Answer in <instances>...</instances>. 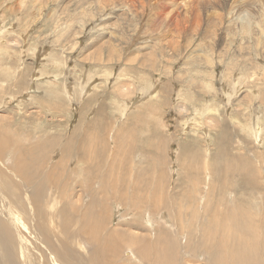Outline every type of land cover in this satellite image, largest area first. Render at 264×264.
Returning <instances> with one entry per match:
<instances>
[{"label": "rangeland", "instance_id": "374dc122", "mask_svg": "<svg viewBox=\"0 0 264 264\" xmlns=\"http://www.w3.org/2000/svg\"><path fill=\"white\" fill-rule=\"evenodd\" d=\"M0 219L23 264H264V0H0Z\"/></svg>", "mask_w": 264, "mask_h": 264}, {"label": "bare ground", "instance_id": "6f19581e", "mask_svg": "<svg viewBox=\"0 0 264 264\" xmlns=\"http://www.w3.org/2000/svg\"><path fill=\"white\" fill-rule=\"evenodd\" d=\"M3 141H6V140L3 139ZM28 164L31 165L30 163H28ZM30 167L31 166H29V167L27 166L24 168L20 167L19 172H20V175L22 177L23 182H29V183L33 184L36 182L34 181L33 176L30 175V172L32 170V169H30ZM35 174L37 177L38 174L37 173H35ZM41 183H42V180L40 181V184L36 183L39 186V189H38V195L39 196H43V189H42ZM36 215H39L37 221H39V219H45L47 217V213L44 211H38V212H36ZM257 215L259 217V214H257ZM75 222L76 221H73V223L70 225L72 228L74 227ZM261 226H264V224L263 225L261 224ZM258 227L260 228V224H258ZM50 228H52V226H50ZM60 231H61V229H60ZM257 231L258 230H256V232ZM81 232L85 233L86 234L85 238L89 239V240H93L92 237L97 239L98 238L97 236L99 235V232L96 229H92L89 227H85L84 230L83 229L81 230ZM12 235H13L12 229L10 227H8V225L5 223V221H2V219H0V264H23L21 262V259L25 260L29 256L28 255L29 250L26 247L28 240H26L22 236L23 239L21 240L20 244H21L23 250H19V256H18V254H16V252H15V248L12 247V244L15 243V241H16V240H14V237ZM225 238H227V237L222 236V237H219L218 239H220L221 242H226L227 240ZM110 239H109V241H110ZM64 241H65V243H69L71 246L73 245V240H70L67 237H64ZM60 245H61V243H58L57 245H52V244L47 245V249L45 251L39 250V253H41L42 255L37 253V252H34V253H37L36 256L38 257L37 258L35 256L37 258V261L36 262L34 261V262L36 264H47V261H48L49 264H60L58 261V258H59L62 261V264H86V262L83 260L85 257L81 258L80 254L78 252H76L73 255V257H71L70 254L72 252V249L71 248L62 249L60 247ZM114 245L116 246V244H114ZM110 249H111V251H109V253L114 252V255H116V252L112 251L111 247H110ZM232 249H236V248L233 247ZM101 250H103V249H101ZM106 253H107V250H105L104 256L101 258L102 264H106V262L104 261V259L106 257L105 256ZM40 255H41V257H40ZM43 255H45V257ZM243 255L245 257L248 256L247 253H244ZM240 258H241V260L235 261V264H245L244 257L241 256ZM90 259H89V261L93 262V258H90ZM42 260H44V261L42 262ZM74 261H76V262H74ZM259 263H260L259 261L255 260V262L253 264H259ZM25 264H28V262L27 263L25 262Z\"/></svg>", "mask_w": 264, "mask_h": 264}]
</instances>
